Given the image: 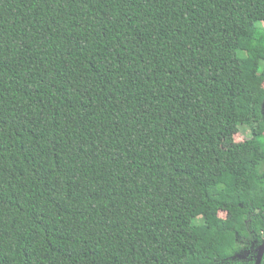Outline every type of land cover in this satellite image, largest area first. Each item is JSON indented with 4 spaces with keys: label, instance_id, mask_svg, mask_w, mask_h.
<instances>
[{
    "label": "trees",
    "instance_id": "obj_1",
    "mask_svg": "<svg viewBox=\"0 0 264 264\" xmlns=\"http://www.w3.org/2000/svg\"><path fill=\"white\" fill-rule=\"evenodd\" d=\"M263 102L264 0H0V264H254Z\"/></svg>",
    "mask_w": 264,
    "mask_h": 264
},
{
    "label": "rangeland",
    "instance_id": "obj_2",
    "mask_svg": "<svg viewBox=\"0 0 264 264\" xmlns=\"http://www.w3.org/2000/svg\"><path fill=\"white\" fill-rule=\"evenodd\" d=\"M251 135L250 129L246 125L239 126L229 138H225L222 142L223 146H228L231 143L243 141L246 138H249ZM219 215L221 217L225 216L224 211H220Z\"/></svg>",
    "mask_w": 264,
    "mask_h": 264
},
{
    "label": "water",
    "instance_id": "obj_3",
    "mask_svg": "<svg viewBox=\"0 0 264 264\" xmlns=\"http://www.w3.org/2000/svg\"><path fill=\"white\" fill-rule=\"evenodd\" d=\"M263 107H264V102H263ZM264 253V240L262 242V244L260 245L259 249H258V254H257V258L255 261V264H259L262 258V255Z\"/></svg>",
    "mask_w": 264,
    "mask_h": 264
},
{
    "label": "flooded vegetation",
    "instance_id": "obj_4",
    "mask_svg": "<svg viewBox=\"0 0 264 264\" xmlns=\"http://www.w3.org/2000/svg\"><path fill=\"white\" fill-rule=\"evenodd\" d=\"M263 112H264V108H263ZM260 247V246H259ZM259 247H258V249H259ZM257 254H258V251H257ZM256 258H257V256H256ZM255 261H256V259H255ZM255 261H254V264H255Z\"/></svg>",
    "mask_w": 264,
    "mask_h": 264
}]
</instances>
